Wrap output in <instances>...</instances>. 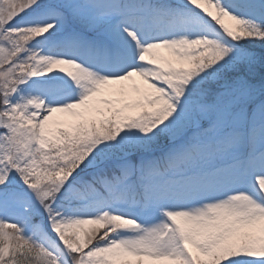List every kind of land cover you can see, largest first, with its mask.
<instances>
[{
	"label": "snow or ice",
	"instance_id": "6c2138e0",
	"mask_svg": "<svg viewBox=\"0 0 264 264\" xmlns=\"http://www.w3.org/2000/svg\"><path fill=\"white\" fill-rule=\"evenodd\" d=\"M0 264H264V0H0Z\"/></svg>",
	"mask_w": 264,
	"mask_h": 264
}]
</instances>
